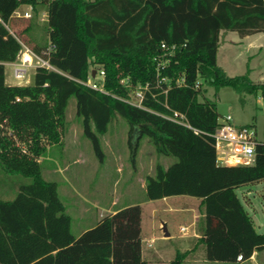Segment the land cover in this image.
Returning <instances> with one entry per match:
<instances>
[{
    "label": "trees",
    "instance_id": "16d2710c",
    "mask_svg": "<svg viewBox=\"0 0 264 264\" xmlns=\"http://www.w3.org/2000/svg\"><path fill=\"white\" fill-rule=\"evenodd\" d=\"M41 4L60 13V50L51 57L58 71L38 67L30 85H9L5 64L17 60L23 45L36 54L49 45L33 39V25L12 34L3 22L30 5L35 23ZM0 19V170L28 180L13 200L0 199V264H148L139 204L75 236L58 184L43 176L40 159L63 145L71 97L101 161V137L117 116L129 124L134 163L145 137L159 156L176 158L147 176L146 198L200 200L194 243L207 261L235 263L264 251V233L236 192L264 180V142L256 144L253 164H220L214 138L220 114L205 96L207 87L215 96L229 87L264 102V82L249 71L230 77L217 63L222 31L264 33V0H0ZM101 71L103 91L87 84L100 82ZM137 91L141 107L130 102ZM186 254L177 250L172 264Z\"/></svg>",
    "mask_w": 264,
    "mask_h": 264
},
{
    "label": "rangeland",
    "instance_id": "374dc122",
    "mask_svg": "<svg viewBox=\"0 0 264 264\" xmlns=\"http://www.w3.org/2000/svg\"><path fill=\"white\" fill-rule=\"evenodd\" d=\"M18 7L12 14L17 17L19 13L30 12V20L9 19L3 22L16 32L17 26H32L31 35L38 43L47 42L54 46V53L60 50V13L52 14L49 5H38V17L33 23V8L30 5ZM46 15H42L43 12ZM33 23V24H32ZM44 29V30H43ZM49 29V30H48ZM55 29V30H54ZM47 30V32H46ZM238 37V33H229ZM233 39L232 36H228ZM34 42H31L33 46ZM30 46V47H31ZM227 49V50H226ZM245 46L236 45L233 48L222 46L219 52V63L226 69L230 77L245 75L248 68L252 69L249 76L255 82H264V49L246 53ZM244 53H243V52ZM10 82H18L25 85L26 81H17L12 77V68L7 67ZM34 68L29 71V80L33 79ZM67 76L73 77L66 72ZM90 80V79H89ZM101 81V78L98 77ZM203 89L205 86L202 87ZM205 96L217 104V110L222 117L231 115L234 122L241 125H252L257 131V137L264 141V102L260 96H244L246 102H240V96L229 87L222 88L217 96L212 87H207ZM134 93L131 95V100ZM77 102L71 97L66 111L67 129L64 135L63 145L54 146L52 155L40 159L43 166V176L48 181L58 184V192L64 202L67 213L72 217V232L79 236L88 228L93 227L101 218L112 212L129 205L142 207V239L143 255L151 264L155 262L153 251L159 249L164 243L163 227L166 222L168 232L173 237L184 236L180 228L188 227V234L192 231L190 226L193 220V212L200 210L196 198L185 196L183 207L173 205V200L150 202L146 198V178L154 174L157 164L169 167L176 158L173 156H159L154 145L148 138H142L133 162V154L129 146V124L122 116H117L111 123L108 132L101 137L104 158L101 161L93 148L92 142L84 136L82 119L77 115ZM47 159V160H46ZM46 160V161H45ZM50 160V161H48ZM52 161L56 163L55 168ZM248 165V164H247ZM53 167V168H52ZM28 180L21 176H12L0 170V199L13 200L19 190V186ZM237 195L247 212L254 221L258 232L264 233V180L258 183L244 185L236 189ZM175 201V200H174ZM175 204V203H174ZM168 205V206H167ZM172 205V207H170ZM174 206V207H173ZM183 208V209H182ZM169 238V237H168ZM167 238V239H168ZM175 242V241H174ZM186 246H191L192 241H187ZM148 244L152 247L149 248ZM174 247V246H172ZM176 254L165 255L163 264H172ZM202 254L196 257L201 258Z\"/></svg>",
    "mask_w": 264,
    "mask_h": 264
},
{
    "label": "built area",
    "instance_id": "2783aa9c",
    "mask_svg": "<svg viewBox=\"0 0 264 264\" xmlns=\"http://www.w3.org/2000/svg\"><path fill=\"white\" fill-rule=\"evenodd\" d=\"M20 17L30 20L32 15L30 12H25ZM19 17V18H20ZM0 21H2L0 19ZM5 24V23H4ZM5 26L8 28L7 24ZM12 34L13 31L10 30ZM165 47V46H163ZM54 52V46L49 45L47 50H44L41 54L34 53L28 46L23 45V49L18 55L17 60L13 63V74L16 80L23 81L29 80V71L34 68L43 67L48 70L58 71L51 63L52 53ZM105 73L100 72V82L93 80L88 81V85L93 89L103 91V79ZM143 94L141 91L134 93V97L130 102L136 106H142ZM178 116V114H175ZM214 138L216 141L218 161L222 165H229L233 162L244 161L247 164L254 162L256 156V144L260 141L257 139V131L252 125H236L233 122V117L227 115L224 121L217 127ZM264 212V210H263ZM184 227L181 231H185ZM238 261H244L240 256Z\"/></svg>",
    "mask_w": 264,
    "mask_h": 264
},
{
    "label": "crops",
    "instance_id": "0c3cea01",
    "mask_svg": "<svg viewBox=\"0 0 264 264\" xmlns=\"http://www.w3.org/2000/svg\"><path fill=\"white\" fill-rule=\"evenodd\" d=\"M24 6L25 5H23L22 7H24ZM17 15H18L17 17H15L13 15L11 19H14V20H17V21L26 20V19L20 17V15H23V13L22 14L19 13ZM42 15L45 16L46 15V12L44 11L42 13ZM229 33H234V32H225V31H222L221 32L219 49H218V54H217V63H218V65L224 71H226V69L224 68V66H222L219 63V52H220V50H221V48H222L223 45H225L226 48H228V50L230 48H233L236 45H241L243 47L245 46V50H243V51H245L247 54L250 53V52H252V51H255V50H260L261 51V50L264 49V33H256V34H252V35L245 36V37H241L239 35H238V37H233L234 35H228ZM228 36H232L233 39L232 40L229 39ZM7 67L12 68V71H13V63H6L5 64V69H6V83L9 84V85H21V83H18V82H10L9 81L10 80V76L7 73ZM248 71L250 72V75L253 72L251 68H248ZM12 77H14V74H12ZM32 81H33V79L32 80L31 79L30 80H27V82L25 83V85H30L32 83ZM245 100H246V98L244 96L240 97V102H243V104L246 102ZM224 118L225 117H222V120H220L221 123L224 121ZM233 122H234V118H233ZM234 123L236 125H238V126L241 125V124H238L236 122H234ZM257 139H258V137H257ZM258 141L261 142L260 139H258ZM48 161H50V160H48ZM52 163L54 165H56L55 162L52 161ZM246 164L247 163L244 162V161H239V162H233V163H231L229 165H246ZM248 164H253V162H249ZM53 167L55 168V166H53ZM154 172H155V170H154ZM144 187H146V183L144 184ZM184 197L185 196H173V197H168V198H164V199H160V200H163L164 202H168L169 200H173V205L174 206L177 203L178 205H180L179 207H183L185 204H180L181 202H183V199H180V198H184ZM160 200H152V202H156V201H160ZM195 203H197V205L199 207L200 200L199 199H196V202ZM140 205H142V204H140ZM170 207H172V205ZM112 213H115V211L112 212ZM201 216H202V213H201L200 210H198V211L196 210V211L193 212V216H192L193 217V220H192V222L190 224V226L192 227V231L189 234H188V227L182 226V227H184L186 229L185 231H181V233L184 236H178V237L175 238V237H173L171 235L170 232H169V238L168 239L165 238V236H164L165 239H164L163 242H166V243H164L159 249L151 252L152 253V256H155V262H160V264H163L161 262L164 261V256L165 255H168V254L172 255L174 249H176V251L177 250H180L182 252L187 253L186 254L187 255L186 258L183 260V262L181 264H264V251L255 252L251 256V258L246 259L244 261H237L235 263L209 262V261H207L205 259L203 250L200 247L196 248L195 247V243H193L195 238H199L197 225H198V221H199V219H200ZM166 226L167 227L169 226V223L168 222H166ZM181 228H180V230H181ZM141 237H142V221H141ZM187 241H192L193 244L191 246H188L187 247L186 246V244H187L186 242ZM172 246H174V247H172ZM148 247L151 248L152 245L151 244H148ZM199 253L202 254L201 255L202 256L201 258L196 257L197 254H199ZM144 258H145V256H144ZM147 261H148V264H151V262H149V260H147Z\"/></svg>",
    "mask_w": 264,
    "mask_h": 264
},
{
    "label": "water",
    "instance_id": "95a60500",
    "mask_svg": "<svg viewBox=\"0 0 264 264\" xmlns=\"http://www.w3.org/2000/svg\"><path fill=\"white\" fill-rule=\"evenodd\" d=\"M95 74H96V71L93 72V77H95ZM163 231H164V236H165L166 238H168V237H169V232H168V230H167L166 225H164V227H163Z\"/></svg>",
    "mask_w": 264,
    "mask_h": 264
}]
</instances>
